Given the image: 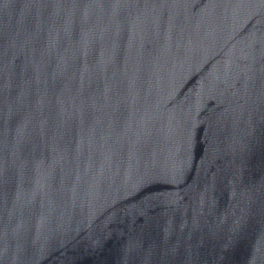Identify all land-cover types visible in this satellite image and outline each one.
I'll return each mask as SVG.
<instances>
[{
	"label": "water",
	"instance_id": "obj_1",
	"mask_svg": "<svg viewBox=\"0 0 264 264\" xmlns=\"http://www.w3.org/2000/svg\"><path fill=\"white\" fill-rule=\"evenodd\" d=\"M0 264H264V0H0Z\"/></svg>",
	"mask_w": 264,
	"mask_h": 264
}]
</instances>
